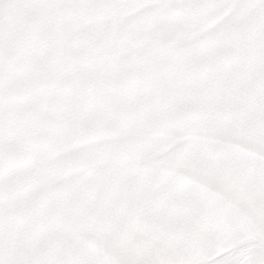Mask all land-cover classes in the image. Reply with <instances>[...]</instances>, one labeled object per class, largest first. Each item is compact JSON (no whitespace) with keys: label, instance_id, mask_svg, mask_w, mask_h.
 Wrapping results in <instances>:
<instances>
[{"label":"snow or ice","instance_id":"6c2138e0","mask_svg":"<svg viewBox=\"0 0 264 264\" xmlns=\"http://www.w3.org/2000/svg\"><path fill=\"white\" fill-rule=\"evenodd\" d=\"M0 264H264V0H0Z\"/></svg>","mask_w":264,"mask_h":264}]
</instances>
